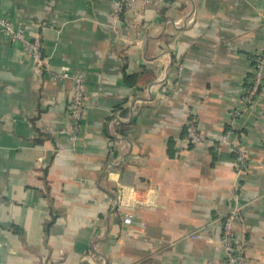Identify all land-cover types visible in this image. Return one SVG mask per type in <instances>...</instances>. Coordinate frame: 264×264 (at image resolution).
Here are the masks:
<instances>
[{"label":"crops","instance_id":"1","mask_svg":"<svg viewBox=\"0 0 264 264\" xmlns=\"http://www.w3.org/2000/svg\"><path fill=\"white\" fill-rule=\"evenodd\" d=\"M118 4L0 0L48 60L0 32V264H226L234 210L239 264H264V86L241 101L264 0ZM66 70L85 76L77 132Z\"/></svg>","mask_w":264,"mask_h":264},{"label":"built area","instance_id":"2","mask_svg":"<svg viewBox=\"0 0 264 264\" xmlns=\"http://www.w3.org/2000/svg\"><path fill=\"white\" fill-rule=\"evenodd\" d=\"M136 0H119L118 4V13L119 15L130 9L131 11L135 8ZM29 28L16 26L11 20L6 17H0V32L5 34L7 37L19 41L24 50L31 59H33L39 67H44L48 64V60L45 58L42 51V42L41 40L34 39L30 40L27 36ZM255 65L252 72V79L249 87L244 88L241 93V101L245 107V110L252 108L264 86V50L260 56L255 60ZM54 79L63 80L69 79L72 80L73 90L70 98V114L76 123V132L79 130V123L86 110V95L84 89L85 76L83 73L78 72L72 74L69 71L59 72L55 75ZM1 89V84H0ZM232 132H228L227 135L223 136L222 141L228 143V139L231 136ZM74 140L76 138H73ZM187 141L192 145H199L207 141V139L201 134L198 123L196 120L190 121L188 124V133ZM234 151L236 154L235 166L238 174H243L247 170V155L244 151V148L241 146H235ZM124 198L121 199L122 203H125V199L128 197L129 190L124 189ZM238 210L231 212L229 216L226 217L224 221V234L223 239L226 248V264H239L240 263V254L238 249L235 247V221L237 217ZM132 223V216L127 215L124 218V224L129 225ZM2 244H0V248ZM206 264H215L214 262H207Z\"/></svg>","mask_w":264,"mask_h":264},{"label":"trees","instance_id":"3","mask_svg":"<svg viewBox=\"0 0 264 264\" xmlns=\"http://www.w3.org/2000/svg\"><path fill=\"white\" fill-rule=\"evenodd\" d=\"M123 13H124V12H123ZM123 13H122L120 16H122V15H123ZM125 77H126V79H127V80H129V78H128V76H127V75H126ZM120 109L122 110V107H121ZM124 110H125V111H124V113H123V114H126V113H127V111H126V109H124Z\"/></svg>","mask_w":264,"mask_h":264}]
</instances>
